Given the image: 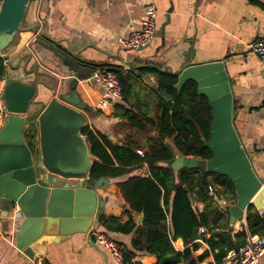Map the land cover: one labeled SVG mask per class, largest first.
<instances>
[{"label": "crops", "instance_id": "1", "mask_svg": "<svg viewBox=\"0 0 264 264\" xmlns=\"http://www.w3.org/2000/svg\"><path fill=\"white\" fill-rule=\"evenodd\" d=\"M150 1L158 9L156 37L143 50L128 53L121 39L128 36L130 24L137 25L142 19L143 6ZM25 27L15 52L8 53L15 69L8 67L10 79L37 88L27 117L40 115L51 100L70 95L75 85L89 107L90 127L117 140L123 135L117 130L121 121L114 117L115 106L101 110L103 91L86 83L95 68L154 66L179 74L187 66L223 60L231 79L235 128L255 170L264 178V63L247 48L264 36V0H45L40 9L33 0ZM147 79L154 77L147 75ZM108 181L110 185L99 191L109 199L104 217L126 222L128 206L114 182ZM0 208V264H33L16 248L15 235L23 222L19 208L3 199ZM132 216L137 224L140 215ZM233 230L234 236L244 231L249 234L247 222H237ZM94 233L92 238L83 232L61 237L56 229L49 242L34 244L35 258L45 264H112L106 250L95 243ZM111 238L127 251L132 249V234H112ZM199 243L194 259L209 250L206 243ZM173 246L177 251L187 248L180 239ZM133 262L156 264L157 258L137 253ZM208 263L215 264L213 256L202 264ZM258 264H264V257Z\"/></svg>", "mask_w": 264, "mask_h": 264}, {"label": "water", "instance_id": "2", "mask_svg": "<svg viewBox=\"0 0 264 264\" xmlns=\"http://www.w3.org/2000/svg\"><path fill=\"white\" fill-rule=\"evenodd\" d=\"M32 1H2L0 54H6L22 32ZM190 80L196 82L198 93L207 98L212 110L210 137L203 139L212 158H187L176 150L171 167L177 172L199 169L228 178L237 201L221 205L232 227L237 222L245 224L251 207L264 213V178L255 170L235 128L234 97L225 62L187 66L179 73L176 88L181 89ZM36 93L33 85L7 81L3 101L8 116L0 130V199L19 208L23 222L15 235L16 248L30 260L35 257L34 244L49 242L56 229L61 237L83 232L92 238L109 200L99 191L110 185L105 178H90L95 160L82 135L89 125V107L75 85L70 95L51 100L40 115L27 117ZM143 218L141 214L139 226Z\"/></svg>", "mask_w": 264, "mask_h": 264}, {"label": "trees", "instance_id": "3", "mask_svg": "<svg viewBox=\"0 0 264 264\" xmlns=\"http://www.w3.org/2000/svg\"><path fill=\"white\" fill-rule=\"evenodd\" d=\"M39 38L46 41L42 34ZM57 50L64 51L58 47ZM107 69L117 76L123 89V101L115 105L114 112L121 121L117 130L123 138L114 139L90 125L82 130V135L95 160L91 180H112L128 206L126 214L130 218L122 222L119 218L103 217L95 233L110 239L112 234H132V249H125L124 253L126 264H132L137 253L155 256L156 264H202L211 256L215 264H223L230 252L248 243L245 231L233 235L229 214L218 202L222 197L229 205L236 203L232 182L199 169L177 172L171 167L176 150L187 158H212L203 143V139L209 140L212 124L207 98L198 93L196 82L191 80L177 89L179 74L159 67ZM6 73L7 67L1 61L0 79ZM147 75L156 79V85L147 83ZM211 187L217 189L214 196L210 195ZM198 202L202 209L197 207ZM132 213L144 214L141 226ZM247 227L252 237L263 236L264 213L251 207ZM201 229L206 233H201ZM179 239L187 247L184 251L173 246ZM199 240L209 250L194 259L193 253L201 247Z\"/></svg>", "mask_w": 264, "mask_h": 264}, {"label": "built area", "instance_id": "4", "mask_svg": "<svg viewBox=\"0 0 264 264\" xmlns=\"http://www.w3.org/2000/svg\"><path fill=\"white\" fill-rule=\"evenodd\" d=\"M3 0H0V7ZM38 9L42 6L45 0H34ZM157 16L158 9L153 2H147L143 6V17L137 25H129V34L127 37L121 39V45L129 53L131 51L140 50L148 47L156 37L157 33ZM42 24L44 22L42 21ZM248 50L260 58L264 63V36L257 37L247 45ZM9 50L6 54H0V62L3 61L7 67V73L0 79V130L5 124L8 113L3 101V93L7 81L11 78L9 74L8 56ZM86 83L95 84L103 91V100L100 103V109L104 107H113L123 101V89L117 76L106 68H97L93 70L92 75L86 79ZM111 105V106H109ZM142 154V152H139ZM264 161V156H263ZM216 193L213 187L210 188V195L214 196ZM219 203H227L224 198L218 199ZM199 209L203 208L201 203H197ZM263 215V213H260ZM1 221V208H0ZM95 243L103 247L108 253L112 264H126L125 263V247L110 239L105 234L94 233ZM264 257V235L259 237H252L248 234V243L238 251H232L227 256L223 264H258L261 258ZM33 264H45L42 258L33 259ZM132 264H140L134 263Z\"/></svg>", "mask_w": 264, "mask_h": 264}, {"label": "rangeland", "instance_id": "5", "mask_svg": "<svg viewBox=\"0 0 264 264\" xmlns=\"http://www.w3.org/2000/svg\"><path fill=\"white\" fill-rule=\"evenodd\" d=\"M24 30H26V27H25V23H24V25H23V27H22V31H24ZM20 34L16 37V39H15V41H14V43L11 45V47H10V49H9V52H11V53H14L15 52V49L17 48V46H18V44H19V41H20ZM11 59L9 60V62H8V65L10 66V69H11V71H14V69L15 68H12L11 67ZM10 63V64H9ZM148 81V84H151V85H156V79L154 78V79H147ZM87 114V113H86ZM88 115V114H87ZM88 117H89V122L91 121V119H90V115H88ZM90 124H91V122H90Z\"/></svg>", "mask_w": 264, "mask_h": 264}]
</instances>
